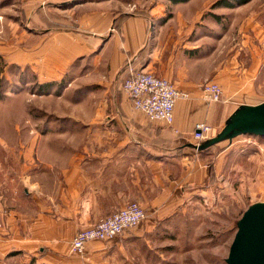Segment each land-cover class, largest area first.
Returning <instances> with one entry per match:
<instances>
[{"label":"crops","instance_id":"0c3cea01","mask_svg":"<svg viewBox=\"0 0 264 264\" xmlns=\"http://www.w3.org/2000/svg\"><path fill=\"white\" fill-rule=\"evenodd\" d=\"M214 1L179 3L164 19L119 0H19L32 21L13 59L49 93L17 112L16 136L0 138V264H154L153 225L210 197L245 134L198 151L195 124L210 126L203 143L240 106L264 101V11ZM127 61L189 93L172 124L133 108L121 88ZM206 81L220 85L219 101L202 97ZM134 201L145 220L71 252L80 228Z\"/></svg>","mask_w":264,"mask_h":264},{"label":"rangeland","instance_id":"374dc122","mask_svg":"<svg viewBox=\"0 0 264 264\" xmlns=\"http://www.w3.org/2000/svg\"><path fill=\"white\" fill-rule=\"evenodd\" d=\"M119 1L130 12L162 10L165 17L177 5L169 0ZM254 2L264 11V0ZM20 8L19 0H0V138L16 136L17 112L49 93L39 90L29 66L18 65L13 59L23 29L32 21ZM232 151V168L227 167L213 182L209 198L153 225L148 247L154 264H226L237 221L249 205L264 202V136H238ZM3 153L0 145V159Z\"/></svg>","mask_w":264,"mask_h":264},{"label":"built area","instance_id":"2783aa9c","mask_svg":"<svg viewBox=\"0 0 264 264\" xmlns=\"http://www.w3.org/2000/svg\"><path fill=\"white\" fill-rule=\"evenodd\" d=\"M261 49L264 52V42ZM126 76L122 83V91L129 98L134 109L146 114L149 120H157L172 124L174 106L177 100L189 99V93L177 89L168 79L154 75L152 72L137 70L127 61L124 65ZM202 97L209 102L219 101L222 89L219 84L206 81L201 86ZM210 126L198 122L194 126L193 138L195 150L206 138ZM146 217L143 207L131 202L124 208L97 220L94 224L80 228L70 241V250L82 253L86 244L94 240H107L137 226ZM1 229V224H0Z\"/></svg>","mask_w":264,"mask_h":264},{"label":"water","instance_id":"95a60500","mask_svg":"<svg viewBox=\"0 0 264 264\" xmlns=\"http://www.w3.org/2000/svg\"><path fill=\"white\" fill-rule=\"evenodd\" d=\"M240 134L264 136V101L254 106H240L216 137L198 145L203 150L224 138ZM226 264H264V202L249 205L237 221Z\"/></svg>","mask_w":264,"mask_h":264},{"label":"trees","instance_id":"16d2710c","mask_svg":"<svg viewBox=\"0 0 264 264\" xmlns=\"http://www.w3.org/2000/svg\"><path fill=\"white\" fill-rule=\"evenodd\" d=\"M171 3L173 4H179V3H184L187 2L189 0H169ZM250 0H215L211 7L212 8H216V7H227V8H234L240 5H243L245 3H247ZM168 16H166L164 19H166ZM215 18L220 19L219 16L214 15ZM139 70V69H137ZM39 88L40 91L42 92H48L49 90H47L46 86H37Z\"/></svg>","mask_w":264,"mask_h":264}]
</instances>
